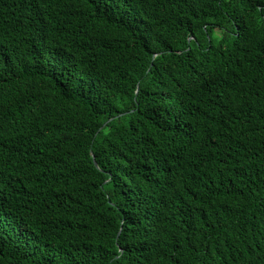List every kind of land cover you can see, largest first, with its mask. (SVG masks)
Masks as SVG:
<instances>
[{"label":"trees","instance_id":"1","mask_svg":"<svg viewBox=\"0 0 264 264\" xmlns=\"http://www.w3.org/2000/svg\"><path fill=\"white\" fill-rule=\"evenodd\" d=\"M0 264H264V0H0Z\"/></svg>","mask_w":264,"mask_h":264},{"label":"water","instance_id":"2","mask_svg":"<svg viewBox=\"0 0 264 264\" xmlns=\"http://www.w3.org/2000/svg\"><path fill=\"white\" fill-rule=\"evenodd\" d=\"M95 165L97 166V163L95 162Z\"/></svg>","mask_w":264,"mask_h":264}]
</instances>
